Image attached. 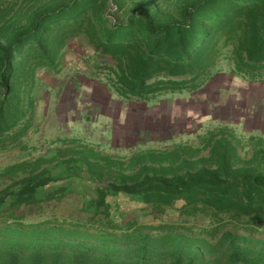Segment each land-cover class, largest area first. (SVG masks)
Returning <instances> with one entry per match:
<instances>
[{"label": "trees", "instance_id": "16d2710c", "mask_svg": "<svg viewBox=\"0 0 264 264\" xmlns=\"http://www.w3.org/2000/svg\"><path fill=\"white\" fill-rule=\"evenodd\" d=\"M134 1L124 20L111 22V0H0V153L22 146L36 120L39 72L59 74L76 39L105 71L106 87L126 102L198 92L225 60L231 74L264 81V0ZM64 141L76 146L0 174L11 181L0 190V264H264V238L228 227L251 232L264 225V135L245 137L224 125L197 145L174 142L125 158ZM84 172L96 183L95 196L81 206L89 219L49 231L24 228L43 204H62L77 192L73 180ZM121 195L154 219L177 213L176 223L135 219L116 235L110 198ZM201 218V235L183 232Z\"/></svg>", "mask_w": 264, "mask_h": 264}, {"label": "rangeland", "instance_id": "374dc122", "mask_svg": "<svg viewBox=\"0 0 264 264\" xmlns=\"http://www.w3.org/2000/svg\"><path fill=\"white\" fill-rule=\"evenodd\" d=\"M137 4L134 0H126L118 5L111 0L108 6V11L111 12L109 19L111 22L124 20L130 8ZM173 5L174 1L171 3V6ZM120 6L121 9L118 8ZM152 11L157 13L159 10L152 8ZM175 15L172 12H164L161 17L174 19ZM96 62L87 44L81 39H76L69 45L59 74L39 72L36 120L27 136L22 139V146L0 153V174L10 165L41 156L53 159L57 156L58 149L76 146L75 143L67 144L65 139L81 140L104 153L125 158L140 150L163 148L174 142L197 145L200 136L224 125H229L245 137L251 134L264 135V81L253 82L231 74V66L226 60L221 63L224 70L198 92L167 94L151 103L126 102L118 98L106 87V73L96 68ZM227 79L230 84L224 88L223 82ZM23 146L26 148L23 149ZM249 150L248 146L244 153ZM61 171L59 168L54 173ZM73 181L77 192L72 193L62 204H43L42 208L36 209L23 220L24 228L31 230L37 226L43 228V231H49L58 225L71 226L72 222H78L81 218L89 219V215L82 212L81 206L95 196L96 183L85 172L82 180ZM10 182L0 180V190ZM110 202L114 218L112 223L121 227L116 235L123 236L122 230H127L131 220L137 219L139 223L158 227L162 222H171L178 216L170 210L162 220L154 219L151 215L144 214L147 213L146 207L125 195L110 198ZM205 221V218L196 220L197 225L191 226L193 231L183 232L199 236L200 230L206 225ZM9 223L16 225L11 219L7 224ZM174 223L176 222L172 221L171 224ZM3 224L4 221L0 220V226ZM228 227L239 235L252 234L256 239L264 238V225L251 232L242 226ZM151 231L154 235L161 232ZM212 242L215 243L216 240L213 238ZM38 246L42 247L40 244ZM218 257L219 254L213 257V260Z\"/></svg>", "mask_w": 264, "mask_h": 264}, {"label": "bare ground", "instance_id": "6f19581e", "mask_svg": "<svg viewBox=\"0 0 264 264\" xmlns=\"http://www.w3.org/2000/svg\"><path fill=\"white\" fill-rule=\"evenodd\" d=\"M68 90H70V89H68ZM65 92H66V90H65ZM65 92H64V94L67 95ZM64 98H65V97H64ZM69 99H70V98H69ZM71 100H72V99H71ZM73 100H74V99H73ZM236 101H237V100H236ZM237 103H238V102H237ZM235 104H236V103H235ZM113 109H114V108H113ZM116 109H117V108H115L114 110H116ZM235 109H236V108H235ZM72 111H73V110H72ZM216 111H217V110H216ZM216 111H215V112H216ZM67 112H68V111H67ZM96 112H97V111H96ZM175 112H176V109H175ZM218 112H219V111H218ZM258 112H259V111H257V113H258ZM107 115H108V114H107ZM261 115H262V114H261ZM96 116H97V115H96ZM116 117H117V116H116ZM262 117H263V116H262ZM68 118H69V117H68ZM94 118H95V117H94ZM263 118H264V117H263ZM155 119H157V118H155ZM260 119H261V118H260ZM261 121H262V120H261ZM151 123H152V121H151ZM145 125H146V124H145ZM147 126H148V125H146V127H147ZM142 130H143V129H142ZM142 130H140V131H142ZM140 131H139V132H140ZM117 133H118V132H117ZM122 133H123V132H122ZM133 134H134V133H133ZM133 134H131V135H133ZM112 136H113V135H112ZM115 136H116V135H115ZM120 136L122 137V135H120ZM120 136H119V137H120ZM124 136H125V135H124ZM126 136H128V135H126ZM124 139H125V138H124ZM126 139H129V138H126ZM140 139H142V138H140ZM136 140H137V139H136ZM136 140H135V141H136ZM115 142H116V141H115ZM117 142H118V141H117Z\"/></svg>", "mask_w": 264, "mask_h": 264}, {"label": "crops", "instance_id": "0c3cea01", "mask_svg": "<svg viewBox=\"0 0 264 264\" xmlns=\"http://www.w3.org/2000/svg\"><path fill=\"white\" fill-rule=\"evenodd\" d=\"M66 60V59H65ZM226 75V77L227 78H231V77H229V75L228 74H225ZM228 75V76H227ZM231 80H233L232 78H231ZM223 81V80H222ZM211 82V81H210ZM209 83V82H208ZM224 84H223V86H224V88L225 87H227V85H229L230 84V80L229 79H227L226 81H224L223 82Z\"/></svg>", "mask_w": 264, "mask_h": 264}]
</instances>
